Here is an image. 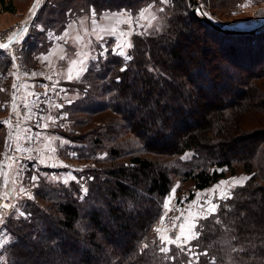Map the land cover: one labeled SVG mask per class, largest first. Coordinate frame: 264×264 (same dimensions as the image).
<instances>
[{"label":"trees","instance_id":"obj_1","mask_svg":"<svg viewBox=\"0 0 264 264\" xmlns=\"http://www.w3.org/2000/svg\"><path fill=\"white\" fill-rule=\"evenodd\" d=\"M151 2L161 4L53 0L43 5L49 8L44 25L58 32L74 14L90 9L98 16L135 14ZM0 13L15 14L13 0H0ZM164 18L159 29L133 38L130 61L110 50L84 74L87 85L100 82V98L85 101L88 111H107L121 120L84 134L88 151L76 149L78 157L92 161L82 173L86 195L73 181L44 182L35 196L45 206L19 201L31 215L6 220L11 239L2 264H186L187 256L175 246L168 254L175 261L158 251L154 231L172 177L203 190L240 172L250 179L220 204L217 215L199 221L202 234L191 244L208 251L201 264H210L212 256L217 264H264V31L222 33L195 16L188 0H171ZM45 40L30 38V53L46 52L52 42ZM2 52L0 85L12 63ZM123 131L137 141L139 154L121 139ZM186 153L191 160L181 159ZM165 157L172 161L155 159ZM144 244L149 248L142 254ZM229 244L246 251L230 253V259Z\"/></svg>","mask_w":264,"mask_h":264},{"label":"rangeland","instance_id":"obj_2","mask_svg":"<svg viewBox=\"0 0 264 264\" xmlns=\"http://www.w3.org/2000/svg\"><path fill=\"white\" fill-rule=\"evenodd\" d=\"M53 0H41V4L38 7L35 17H30V10L33 8L35 0H13L14 6L16 8L15 14L10 13H0V38L5 37L6 39L8 36L16 29L20 28L22 25L27 24L29 26V31L22 37L23 43H17L14 45V51L18 56V64H19V74L21 75L20 80H15L12 73L16 72L17 70L12 67V63L6 69V73H4L2 77V83L0 88L5 89V91H0L1 94L3 93L4 100L0 99V166L11 164L12 167L10 169H6L9 172V186L8 190H11L15 187L16 192L9 196L8 199L11 204H16L21 210V204L19 201H36L38 204L46 205L47 203L44 201H39L35 196V190L41 188V185L45 182H52V183H64V180H68V183H64L68 185L71 181V178L68 176V173H71L72 176L77 177L78 179L73 181L77 185H83V178L82 173L86 166H92V161L88 159H83L78 157V153L76 152L77 148L82 150L86 149L88 146L87 142L84 140V134L87 136L92 133V131L99 129V127H103L104 125L115 124V122L120 121L121 119L117 116H114L112 113L107 111H88L91 110L87 108V101L86 99L93 98H100V94L98 89L100 88V82L97 86H92L88 83V85L84 82L83 79L77 82H69L67 79L68 72H67V62L65 59L62 61L59 58L52 59L51 61H47L48 63H52L55 68L53 71L49 72V68L47 66H41L40 56L44 55L45 53H49V48L53 47L56 43L63 44L64 46H68L62 40L55 39L56 36H60L63 33V30L55 31L54 29L46 27L44 24L45 14L48 13L49 8L43 10V5L47 2ZM198 6L196 8L197 16L200 18H208L214 24L220 25L224 28H231V29H252L258 25H260L264 21V0H197ZM161 3V2H160ZM149 5L152 6V13L155 15V19L151 21V27L148 26V20H141L139 23L143 25V27H137L135 17L138 16L139 12ZM189 8L193 11L194 6L189 3ZM203 7V12L207 13V15H200L197 9L201 6ZM169 4H156L154 2L148 3L143 5L137 13L133 14L130 11L122 10V12L131 13L133 17V28L135 32L138 34L131 35L128 39L133 41L135 36H147L154 32L155 29L160 24L164 23L165 16H166V9ZM160 8H163L164 11H159ZM110 11H106L104 13H108ZM121 12V11H119ZM101 13L100 15H102ZM70 17L68 19V23L71 21L78 20L79 22L83 19L84 25L83 27L87 28L89 32H91L92 25H89L87 19H90L89 14L83 15H76ZM100 15L96 17L99 19ZM87 18V19H86ZM124 19H127L125 16ZM99 22H97L98 24ZM80 25V24H79ZM116 25V24H115ZM114 25V26H115ZM66 26V25H65ZM55 29L59 30L58 27H54ZM119 28L123 31H128V25L122 26L119 25ZM264 31V29L260 30ZM259 31V32H260ZM80 34H84L83 29L80 25ZM39 34H41L39 36ZM107 34V33H106ZM73 35V33H72ZM87 36V35H85ZM44 37L46 40L45 42L52 44L47 48V51L43 54L38 53L37 55L31 54L28 45L26 44L27 41L31 38L30 43L33 40H41ZM72 37V36H71ZM117 37L105 36V39L102 41H97L95 35L92 36L91 40L92 43L89 46L90 54H94L96 57L93 60H89L87 62V71L88 69L93 68V65L99 63V61L106 58L108 51L112 50L116 46L115 41ZM89 41V40H88ZM192 42V41H189ZM70 43H73V40H69ZM107 45L108 50L107 53L103 56H99V51L101 45ZM40 45H43L41 42ZM47 47V46H46ZM197 48L199 50L200 46L190 44V48ZM129 49H126L128 52ZM2 51V50H1ZM88 52V53H89ZM2 53H5L7 57L11 58L8 50H4ZM67 53V52H66ZM30 54V55H29ZM42 54V55H41ZM113 54V53H112ZM33 55V56H31ZM91 55V56H92ZM115 55V54H114ZM45 56V55H44ZM49 57V54L47 55ZM75 57V55H74ZM101 58V59H100ZM12 59V58H11ZM12 61V60H11ZM64 64V65H63ZM89 64V65H88ZM66 65V66H65ZM99 68V67H98ZM47 70V71H46ZM63 71V72H61ZM76 70H74L75 73ZM86 71V72H87ZM24 72L32 73L35 72L37 75L35 77L32 76H23ZM67 72V73H65ZM54 73V74H53ZM75 75V74H73ZM51 76L52 81H46V78ZM98 78V77H97ZM34 81H33V80ZM68 81V82H67ZM74 81V80H71ZM76 81V80H75ZM28 84V85H35L34 87H30L28 91L35 92L39 99L36 97L28 96L27 100L30 102L29 108H24V89H20L18 95L21 97L17 103L20 105L19 111L22 114L30 115V119H25L22 121V126L24 128L30 129L29 135L35 136L37 133L40 134V138L32 143H25L23 144L26 148H33V149H40L43 152V157L37 151H33L29 154L26 153H14L9 151L8 155L15 156L17 159L9 161L5 158V139L9 131V127L4 123L5 121L11 118L13 126L16 125L17 118L15 113L12 112L11 106V98H12V84ZM40 82V85L37 83ZM47 83V84H46ZM47 86V96L43 95L46 91ZM98 88V89H97ZM97 90V91H96ZM97 92V93H96ZM99 93V94H98ZM105 98V97H104ZM103 98V100H104ZM84 103V104H83ZM83 104L84 110L81 109ZM6 105V107H5ZM56 105H62V107H56ZM49 117H57L58 119L52 123L49 121ZM82 120V121H80ZM47 123V129H43L39 127V125ZM125 131H123V136L121 137L122 140H126L130 143V150L133 153L139 154V145L136 143L132 138H128L124 135ZM75 137V138H74ZM48 138H58L52 139L51 141ZM48 145L45 148V145ZM85 145V146H84ZM56 149L55 152H52L51 149ZM75 153V155H72ZM189 154V158L183 159L185 161L192 159V153ZM185 156V155H183ZM182 156V157H183ZM41 158L44 159V163H41ZM159 161H162L166 164L172 161V158H155ZM67 167H64V166ZM22 169V170H20ZM82 169V170H81ZM19 171V178L15 185L11 184V180L16 177L17 171ZM75 170V171H73ZM32 176H38L39 179L36 182L37 186H33L31 181ZM242 177H250L245 173H238L234 176H226L223 179H220L217 183L213 184L212 186L198 190L195 189L193 186V182L190 180H183L179 175H174L172 177V186L170 189L169 194L163 198L161 201L162 205V214L161 217H164L163 224L160 223V219L155 225V228L159 227L162 229V233L164 235H171L175 236L178 231V227L176 230H173V219L175 217L181 216V212L183 211V218L181 221H177V226L181 222H185V232L188 230V227L192 224L193 218L189 217L188 209H189V202L196 200L197 194H199V200L196 201L195 204L192 205L193 213L196 212L198 206L203 201L207 200L209 197H212L214 194L211 191L213 188L219 185L215 196H218L221 191H224L227 188L231 187L232 178L240 179ZM221 182H229L228 184H222ZM23 186L28 189L29 193L34 197L33 199L27 198L25 195L19 194V188ZM237 187V186H236ZM236 187L231 188L233 191ZM173 188H175V193L173 194ZM5 191L3 187V177L0 176V195L3 194ZM192 195V196H191ZM7 199V198H6ZM38 200V201H37ZM183 201V203H181ZM215 203L221 204L224 201L214 199ZM167 203L168 207L165 208V204ZM210 204L205 205V207H209ZM8 218L12 219H19L15 214V210L8 214L6 220ZM202 220V219H200ZM199 220V221H200ZM198 221V224H199ZM3 228L6 230L5 225ZM5 234H8L7 230ZM156 236L158 237V233L155 231ZM4 238L3 235H0V240ZM11 239V238H10ZM7 247V246H6ZM6 247L0 249V264L5 261V251Z\"/></svg>","mask_w":264,"mask_h":264},{"label":"snow or ice","instance_id":"obj_3","mask_svg":"<svg viewBox=\"0 0 264 264\" xmlns=\"http://www.w3.org/2000/svg\"><path fill=\"white\" fill-rule=\"evenodd\" d=\"M160 2L162 4H169L171 2V0H160ZM41 4V0H35V3L33 5V8L30 10V17L34 18L36 11L38 9V7ZM203 7L204 5H201L197 11L200 15H207V13L203 12ZM159 11L163 12L164 9L160 8ZM90 14H91V23H92V29L91 32H89V30L85 27H83L84 25V20L82 19L80 21V25L83 29V32L85 35H95V38L97 41H102L105 39V35L104 33H107L108 35H111L113 37H117L116 38V46L114 48H112V52L115 55H119L121 57H123V59L127 62L130 61L132 59V56L128 54V52L126 51V49H131L133 47V44L131 43V40L128 39L131 35L133 34H138L135 32V29L133 28V17L131 13H127V12H121V13H113L112 17L116 18V25L110 29H102V28H98L97 27V20H96V16L97 13L95 11V9H90ZM127 17V19H123V17ZM156 17L155 15L152 13V6L149 5L147 8L141 10L138 14V16L135 17V21H136V26L137 27H143V25H141L139 23V21L141 20H148V26L151 27V21L154 20ZM75 24L76 22L74 21L72 24L68 25L65 29V31L63 32L62 35L60 36H56L55 39L57 40H62L65 43H67V39L69 37V29H73L75 28ZM121 24H127L128 25V31H123L119 28V25ZM29 31V26L27 24L22 25L20 28L14 30L7 38V42L6 43H0V50H11L12 45L14 43H23L22 41V37H24V35ZM77 43H80L82 41V36L78 33L74 38H73ZM91 44V40H89L88 45L86 46H90ZM108 50V46L107 45H101L100 51H99V56L103 57ZM61 52L64 53L60 56L61 60H64L66 58L67 53L65 52L64 49H61ZM75 57H77V59H70L69 60V68H68V76L67 79L69 81L73 80V79H79L82 74L84 72L87 71V63L86 60L87 58L90 57V53L88 52H84L82 49L80 51H77L74 53ZM12 67L14 69H16V72H13L12 75L15 78V80H20L21 79V75L19 74V66L17 65L16 61L18 59V56L16 54L15 51H12ZM90 58L95 59V56H91ZM43 60H48L49 57L47 55H45L43 58ZM78 65V67H76ZM76 67V71H75V75H73V68ZM121 71H126V67H122ZM23 76H32L35 77L37 75V73L32 72V73H28V72H24L22 74ZM47 79L51 80V76L47 77ZM119 80V78H117ZM29 87H34V85H28V84H17V83H13L12 84V98H11V106H12V112L15 113L16 118H17V122L16 125L13 126L12 124V120L11 118L7 121H5L4 123L9 127V129H11V131H9V133L6 136L5 139V158L9 161L15 160L17 159V157L15 156H10L8 155V152H14V153H26L29 154L33 151H37L41 157H43V152L40 149H33V148H26L23 146V144L25 143H32L34 141H36L37 139L40 138V134L37 133L35 136L33 135H29L28 133H30V129L24 128L22 126V121L25 119H30V115H26V114H22L19 109H20V105L17 103L18 100L21 99V97L18 95V92L20 91V89H24V104L23 107L24 108H29L30 107V102L27 100L28 96H32V97H36L37 99H39V96L35 93V92H30L28 91ZM46 87V91L43 95L47 96L48 92H47V86ZM0 91H5V89L0 88ZM6 107V105H5ZM56 107H62V105H56ZM50 122L54 123L58 118L57 117H49L48 118ZM39 127L43 128V129H47L48 124L44 123L39 125ZM52 139H58V138H48L49 141H51ZM48 145H45V148H47ZM52 152H55L56 149H51ZM72 155H75V153H72ZM106 155V154H105ZM100 158H104L103 156H101ZM189 158V154H185V156L181 157V159H186ZM41 163H44V159L41 158L40 160ZM12 167L11 164H7V165H3L0 166V176L3 177V187L5 189V191L3 192L2 195H0V200L6 199L9 196H12L15 192L16 189L15 187H13L11 190H8V186H9V172L6 171V169H10ZM64 167H67L66 165ZM22 170V169H20ZM17 171L16 173V177L13 178L11 180V184L15 185L17 183V180L19 178V171ZM82 170V169H81ZM75 171V170H73ZM68 176L71 178V180L75 181L78 178L75 176H72L71 173H68ZM31 181L33 183V186H37L36 182L38 181L39 177L38 176H32ZM91 179V178H90ZM250 177H242L240 179H236V178H232V182H231V187L225 189L224 191H221L219 193L218 196H215V193L217 191V188H219V185L216 186L215 188H213L211 191L213 192V196L209 197L207 200L203 201L202 203L199 204L197 210L195 213H193L192 211V205L196 203V201L199 200V194H197L196 200L194 201H190L189 202V209L188 211V215L189 217L193 218V222L192 224L188 227L187 232H185V222H181L178 226H177V221H181L183 218V211L181 212V216L175 217L173 219V230H176L178 227V231L177 234L175 236H171V235H164L161 234L162 233V229L157 227L154 229V231H156L158 233V241H159V245H158V251L165 255L168 259L175 261L176 260V255H171L169 256L168 254L172 251V246H175L176 248L179 249V251L183 254H185L187 256V261L186 264H201L200 262V257L201 256H208L209 253L207 250L201 251L199 250V245H192L191 241L192 240H199L201 234H202V227L198 224V221L200 219H209L210 216H215L218 213V210L220 209L221 205L218 203L213 202L214 199H218L221 201H227L232 199V191L231 188H234L236 186H244V184L246 183L247 180H249ZM64 183H68V180H64ZM222 184H228L229 182H221ZM81 190L83 192L84 195L87 194L88 189L87 187L81 185ZM173 194L175 193V188H173ZM19 194L20 195H25L27 196V198L29 199H33L34 197L29 193L28 189L21 186L19 188ZM81 199H83V196L80 197ZM181 203H183V201H181ZM210 204L209 207H205V205ZM168 205L167 203L165 204V208L167 209ZM10 209H14L15 210V214L18 217H24L27 218L28 216H30V213H26L23 210H21L16 204H0V235H3L4 238L2 240H0V249L5 248L9 243H10V234H5L6 230L3 228V225L6 222V217L9 214V210ZM164 222V217H161L160 219V223L163 224ZM217 224H220L221 221L219 219H217L215 221ZM199 229V230H197ZM236 237H232V240H235ZM153 243H156V241H153ZM262 243H264V241H262ZM254 247V245H253ZM149 248L148 244H144L143 248L141 249V252L143 254V250ZM246 249L243 246H235L232 244H229L227 250H226V255H229V258L231 259L230 253H241V252H245ZM210 264H217V258L215 256H212L210 259Z\"/></svg>","mask_w":264,"mask_h":264},{"label":"crops","instance_id":"obj_4","mask_svg":"<svg viewBox=\"0 0 264 264\" xmlns=\"http://www.w3.org/2000/svg\"><path fill=\"white\" fill-rule=\"evenodd\" d=\"M122 12V11H121ZM121 12H119V11H110V12H108V13H104L103 12V14L102 15H100V17H99V19H96L97 20V22H99L98 24H97V27L98 28H102V29H110V28H112V27H114V25L116 24V18L115 17H112V14L113 13H121ZM90 19H87V21L89 22V25H92V23H91V14H90ZM97 17V16H96ZM123 19H124V17H123ZM74 21H71V22H69L67 25H66V27L68 26V25H70V24H72ZM76 22V24H75V28H73V29H69V37L68 38H66L67 39V44H68V46H64L63 44H60V43H56L53 47H51V48H49V61H51L52 59H54V55H55V58H59L60 59V56L62 55V54H64V53H62L61 52V49H64L65 50V52H67V55H66V58H65V62L66 61H68L67 63V66H66V68H67V72H68V68H69V60L70 59H77V57H74V53L75 52H77V51H80L81 49L84 51V52H89V46H86V45H88V40H91V38H92V36L93 35H91V36H89V35H87V36H85V34H80L79 33V31H80V22L78 21V20H76L75 21ZM122 26H125V25H127V24H121ZM66 27H65V29H66ZM93 27V26H92ZM65 29L63 30V32L65 31ZM62 32V33H63ZM72 33H73V35H72ZM80 34L81 36H82V41L80 42V43H77L73 38L77 35V34ZM104 35L105 36H108V37H110L111 35H108V34H106V33H104ZM72 36V37H71ZM112 38H113V36H112ZM73 40V43H70V45H69V40ZM91 43H92V40H91ZM116 44V43H115ZM111 52H112V50H111ZM45 53V52H44ZM43 53V54H44ZM90 53V52H89ZM113 53V52H112ZM48 54H44V55H48ZM42 55V54H41ZM44 55H42V56H40L41 58H40V62L39 63H41V66L42 67H44L45 65L47 66V69L49 68V72L51 71H53V69L55 68V66L52 64V63H48L47 61L48 60H43L42 58L44 57ZM91 55L92 54H90V57H91ZM92 56H94V54L92 55ZM87 58V60H86V63L89 61V60H93L92 58ZM63 61V60H62ZM16 63H17V65L19 66V62H18V60L16 61ZM64 65V64H63ZM89 65V64H88ZM76 67H78V65L76 66ZM76 67H74L73 68V74H75L74 73V70H76ZM47 71V70H46ZM61 72H63V71H61ZM67 72H65V73H67ZM86 72H84L83 74H82V76L79 78V79H73L74 81H69V82H77V81H80L81 79H83V76H84V74H85ZM54 74V73H53ZM33 80V79H32ZM76 80V81H75ZM18 81V80H17ZM34 81V80H33ZM46 81L48 82V81H52V78H51V80H49V79H47L46 78ZM68 82V81H67ZM40 82H38L37 83V85H40L39 84ZM47 84V83H46ZM31 86V85H30ZM35 86V85H34ZM29 89H30V87H29ZM28 89V90H29ZM187 232V231H186Z\"/></svg>","mask_w":264,"mask_h":264},{"label":"water","instance_id":"obj_5","mask_svg":"<svg viewBox=\"0 0 264 264\" xmlns=\"http://www.w3.org/2000/svg\"><path fill=\"white\" fill-rule=\"evenodd\" d=\"M189 3L194 6L193 8V14L195 16H197V12H196V8L198 6V1L197 0H189ZM205 23L211 25L213 28L217 29L218 31L225 33V34H231V35H253L258 33L261 29H264V21L252 28V29H231V28H224L221 27L220 25L214 24L213 22H211V20H209L208 18H201Z\"/></svg>","mask_w":264,"mask_h":264},{"label":"built area","instance_id":"obj_6","mask_svg":"<svg viewBox=\"0 0 264 264\" xmlns=\"http://www.w3.org/2000/svg\"><path fill=\"white\" fill-rule=\"evenodd\" d=\"M7 42V39L5 38V37H1L0 38V43H6ZM15 44H17V43H14L13 45H12V48H11V50H8V52H9V54L12 56V51H14V45ZM2 51H4V50H2ZM11 202L12 201H10L8 198L7 199H3V200H0V204H9V205H12L11 204ZM13 211V209H10L9 210V213H11Z\"/></svg>","mask_w":264,"mask_h":264}]
</instances>
